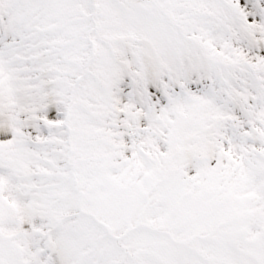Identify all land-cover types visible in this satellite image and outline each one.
I'll return each instance as SVG.
<instances>
[{"label":"snow or ice","instance_id":"obj_1","mask_svg":"<svg viewBox=\"0 0 264 264\" xmlns=\"http://www.w3.org/2000/svg\"><path fill=\"white\" fill-rule=\"evenodd\" d=\"M0 264H264V0H0Z\"/></svg>","mask_w":264,"mask_h":264}]
</instances>
